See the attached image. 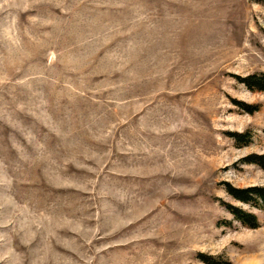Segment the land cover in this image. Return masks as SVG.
<instances>
[{
    "label": "rangeland",
    "instance_id": "obj_1",
    "mask_svg": "<svg viewBox=\"0 0 264 264\" xmlns=\"http://www.w3.org/2000/svg\"><path fill=\"white\" fill-rule=\"evenodd\" d=\"M260 87L264 0H0V264H264Z\"/></svg>",
    "mask_w": 264,
    "mask_h": 264
},
{
    "label": "trees",
    "instance_id": "obj_2",
    "mask_svg": "<svg viewBox=\"0 0 264 264\" xmlns=\"http://www.w3.org/2000/svg\"><path fill=\"white\" fill-rule=\"evenodd\" d=\"M260 88L264 90V87H260ZM239 192L241 194L235 193V196H237V198L243 201L255 200L256 202H258L259 206L264 210V187H257V188L254 187ZM234 212L243 223L253 227L257 225V220L255 216L249 215L247 213L238 210H235Z\"/></svg>",
    "mask_w": 264,
    "mask_h": 264
}]
</instances>
